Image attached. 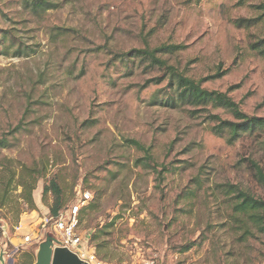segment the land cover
Wrapping results in <instances>:
<instances>
[{"label": "rangeland", "instance_id": "1", "mask_svg": "<svg viewBox=\"0 0 264 264\" xmlns=\"http://www.w3.org/2000/svg\"><path fill=\"white\" fill-rule=\"evenodd\" d=\"M48 1L55 7L37 14L0 0V171L16 183L23 168L48 166L37 210L27 211L20 187L0 210V264H38L55 240L23 244L50 215L52 180L69 197L62 211L91 195L79 233L96 235L91 249L110 264H264V235L235 221L226 194L234 185L264 200L255 178L264 133L230 144L212 132L213 117L235 121L228 112L171 108L170 78L158 82L163 70L140 54L181 47L157 56L264 118V56L252 48L264 22L234 25L260 17L264 0Z\"/></svg>", "mask_w": 264, "mask_h": 264}, {"label": "trees", "instance_id": "2", "mask_svg": "<svg viewBox=\"0 0 264 264\" xmlns=\"http://www.w3.org/2000/svg\"><path fill=\"white\" fill-rule=\"evenodd\" d=\"M25 5L30 7L34 13L41 14L55 7L54 4L48 0H24ZM261 10L262 15L253 19H237L234 21V25L238 29H250L257 26L259 23L264 22V4L257 7ZM181 47H162L154 51H141L140 54L148 58L152 65L163 70L164 75L161 77V82L166 78H170V86L175 91V97L170 99V107L175 108L178 104L180 106H191L192 108L207 109L212 107L214 109H223L228 112L235 121H224L219 117H213L217 121L216 126L212 128L214 135L218 137H227L228 142L233 144L235 141L241 139L245 135H254L256 133H264V118L251 117L244 113L232 97L228 93H221L218 91H209L202 87V82H195L189 78L184 77L174 69L167 65L165 61L157 56L160 52H173ZM253 50L259 51V54L264 56V40L260 44L252 45ZM148 84L144 87L146 88ZM138 148H142L139 143L132 142ZM7 141L2 139L0 141V148L5 149ZM143 150H145L143 148ZM256 166V165H255ZM48 166L45 165L42 168L37 167H25L20 173V177L16 183V173L13 171L4 173L0 171V210H4L11 204L13 193L20 187L22 192L18 195V198L23 201L27 211L37 210V205L34 200V191L36 184L47 176ZM255 178L258 182L264 184V172L261 167L256 166ZM226 194L228 197L234 196L236 203L233 205L234 219L238 224H241L244 228H248V234H254L257 232L264 235V200L257 199L250 193L240 190L237 186L231 185L227 187ZM51 194L54 202L49 207L50 215L57 216L65 207L69 201V197L65 190L54 180L45 187L43 197L44 199ZM17 207L21 206V203H17ZM22 210L17 211L18 216L22 213ZM83 214V209L80 214ZM96 236V235H95ZM90 238V242L93 238Z\"/></svg>", "mask_w": 264, "mask_h": 264}, {"label": "built area", "instance_id": "3", "mask_svg": "<svg viewBox=\"0 0 264 264\" xmlns=\"http://www.w3.org/2000/svg\"><path fill=\"white\" fill-rule=\"evenodd\" d=\"M91 195L84 193L78 202L57 216L48 215L40 218L39 225L32 231V235L23 237L24 245L39 244L47 235H55V248H67L77 255L83 264H106L91 249L90 237L79 233L80 212L91 199ZM19 229V228H18ZM17 229V230H18ZM140 264H157L154 259H146Z\"/></svg>", "mask_w": 264, "mask_h": 264}, {"label": "water", "instance_id": "4", "mask_svg": "<svg viewBox=\"0 0 264 264\" xmlns=\"http://www.w3.org/2000/svg\"><path fill=\"white\" fill-rule=\"evenodd\" d=\"M48 241V243L43 244L40 248L38 264H83L77 255L69 249L55 248V240L48 238Z\"/></svg>", "mask_w": 264, "mask_h": 264}, {"label": "crops", "instance_id": "5", "mask_svg": "<svg viewBox=\"0 0 264 264\" xmlns=\"http://www.w3.org/2000/svg\"><path fill=\"white\" fill-rule=\"evenodd\" d=\"M39 220H40V218H39ZM104 261H105V260H104ZM105 263L110 264V263H108V262H106V261H105ZM111 264H112V263H111Z\"/></svg>", "mask_w": 264, "mask_h": 264}]
</instances>
